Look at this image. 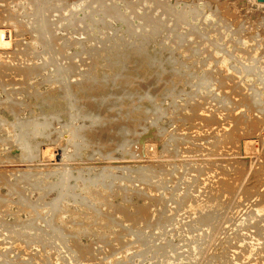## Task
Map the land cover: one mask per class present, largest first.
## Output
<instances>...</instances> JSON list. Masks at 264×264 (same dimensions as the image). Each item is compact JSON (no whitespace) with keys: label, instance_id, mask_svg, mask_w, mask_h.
I'll list each match as a JSON object with an SVG mask.
<instances>
[{"label":"rangeland","instance_id":"374dc122","mask_svg":"<svg viewBox=\"0 0 264 264\" xmlns=\"http://www.w3.org/2000/svg\"><path fill=\"white\" fill-rule=\"evenodd\" d=\"M0 264H264V6L0 0Z\"/></svg>","mask_w":264,"mask_h":264},{"label":"bare ground","instance_id":"6f19581e","mask_svg":"<svg viewBox=\"0 0 264 264\" xmlns=\"http://www.w3.org/2000/svg\"><path fill=\"white\" fill-rule=\"evenodd\" d=\"M252 1V4L254 3V4H256V5H259V6H264V2H259V1H257V0H251ZM114 4V3H113ZM115 6V5H114ZM113 6V7H114ZM115 8V7H114ZM106 9V8H105ZM93 10V9H92ZM115 11V10H114ZM116 12V11H115ZM179 13H181V12H179ZM116 15V14H115ZM118 17V16H117ZM120 17V16H119ZM72 21H74V20H72ZM180 38V37H179ZM136 50V49H135ZM139 51V50H138ZM223 51V50H222ZM136 52V51H135ZM139 53V52H138ZM168 59V58H167ZM160 65V64H159ZM164 68V67H163ZM163 70V69H162ZM209 72V71H208ZM179 73V72H178ZM208 75V74H207ZM66 100V99H65ZM49 104H50V102H49ZM52 104V103H51ZM50 106V105H49ZM48 126V125H47ZM33 132V131H32ZM163 173V172H162ZM62 175V174H61ZM194 178H195V176H194ZM171 181V180H170ZM195 181V180H194ZM158 182H160V181H158ZM166 182V181H165ZM199 182V181H198ZM67 183V182H66ZM73 184V183H72ZM160 187V186H159ZM109 189V188H108ZM164 190V189H163ZM73 191V190H72ZM71 191V192H72ZM73 194V193H72ZM77 194V193H76ZM71 195V194H70ZM106 195V194H105ZM115 196V195H114ZM160 204V203H159ZM114 223V222H113ZM123 249V248H122Z\"/></svg>","mask_w":264,"mask_h":264},{"label":"water","instance_id":"95a60500","mask_svg":"<svg viewBox=\"0 0 264 264\" xmlns=\"http://www.w3.org/2000/svg\"><path fill=\"white\" fill-rule=\"evenodd\" d=\"M257 1H259V2H264V0H257Z\"/></svg>","mask_w":264,"mask_h":264}]
</instances>
